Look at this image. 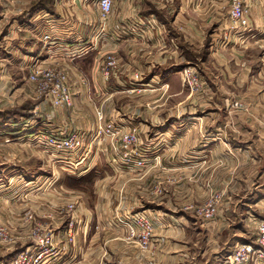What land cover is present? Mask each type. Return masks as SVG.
<instances>
[{
	"label": "crops",
	"instance_id": "crops-1",
	"mask_svg": "<svg viewBox=\"0 0 264 264\" xmlns=\"http://www.w3.org/2000/svg\"><path fill=\"white\" fill-rule=\"evenodd\" d=\"M230 1L116 0L104 40L93 50L91 40L98 33V0H16L12 6L0 7V112L6 111L1 108L10 100L18 103L16 107H22L25 101L39 100L34 107L31 102V107L10 112L12 116L6 119L0 113V141L9 142L12 147L23 145L24 141L31 145L39 143L33 137L37 129L44 128L43 131L61 137V132L74 126L82 131L87 142H92L97 122L92 103L101 105L103 100L106 121L97 123L99 129L112 124L118 133L135 128L140 132L145 128L152 131L149 142L142 145L147 153L145 167L120 166L122 162L117 161L119 157L110 151L106 141V150L110 152L103 157L117 179L135 181L133 189L122 188L120 193L109 187L97 189V197L107 198L106 206L103 198L94 210L90 207L91 212L85 201L81 204L79 213H83L76 215L79 234L73 244L68 236L74 224L69 225L64 213L50 207L53 201L64 206V198L54 197L59 189L31 190L40 177L35 179L32 173L21 171L14 175L11 167H0V174L8 179L26 181L19 198L9 201L5 196L11 189L0 187V202L10 204L8 210L0 208V224L8 223L27 236L34 224L28 219L34 216L35 225L38 221L41 228L55 230L56 251L45 256L41 264H179L180 256H185L183 264H194L195 260L203 264L208 248L197 259L194 251L184 255L178 250L183 236L162 230L178 226L188 233L190 226H199L201 239L208 245L223 240L224 250L216 254L219 261L223 253H232L237 244H250L255 239L252 228L256 223L252 216L264 207V47L261 42L260 47L251 44L256 39L264 43V0H257L252 8L251 30L247 34L239 31L240 36L235 38L232 32L236 31L230 29L228 21ZM46 35L52 41H45ZM177 36L191 47H177ZM207 36L214 38L208 57L202 62L208 91L206 107L196 111L199 116L187 110L186 117L178 119L176 112L172 113L177 104L172 102L169 109L157 105L153 113L142 107L141 101L157 99L162 92V98L168 93L169 99L178 96V88L172 93L180 84L174 68H178L179 61L191 64L187 56L190 48H203ZM87 39L90 47L82 44ZM244 41L248 45L236 47ZM75 42H80L79 46L71 45ZM233 42L235 47H229ZM88 49L92 51L87 52ZM110 54L118 59L120 68L112 76H103L99 64ZM65 62L74 71L70 81L75 107L51 111L39 99L37 86L29 81L30 68L36 65L61 69ZM135 75H140L141 81ZM232 102L242 103L246 110L235 111L233 125L227 126L225 120L228 121L227 111ZM20 110L24 111L19 113ZM151 113L154 117L159 115L158 124L147 125L152 121ZM9 117L13 118L4 129L3 122ZM229 128L234 133L227 137ZM113 178L108 173L104 180L109 182ZM166 178L170 181L168 187L164 184L168 204L151 201L150 184L161 185L157 181ZM212 195H220L222 203L219 218L208 228L192 221L194 216L188 212L184 221L173 215L168 219L165 213L185 212L186 206L202 205ZM133 210L152 218L155 233L149 251L142 252L134 241L128 240L127 222L116 220V215H121V220L131 219ZM239 213H244L242 219ZM32 240L24 241L25 251L36 254L40 242L38 238Z\"/></svg>",
	"mask_w": 264,
	"mask_h": 264
},
{
	"label": "rangeland",
	"instance_id": "rangeland-1",
	"mask_svg": "<svg viewBox=\"0 0 264 264\" xmlns=\"http://www.w3.org/2000/svg\"><path fill=\"white\" fill-rule=\"evenodd\" d=\"M257 1V0H256ZM231 2V1H230ZM16 3V0L13 4H0L1 6H12ZM256 4V2L253 4ZM97 5V4H96ZM115 5V3H114ZM97 7V6H96ZM221 7V5H220ZM114 9V8H113ZM230 11H231V4H230V10H229V17L228 21L230 20V24L232 23L231 18H230ZM113 12V11H112ZM97 14H98V33L96 36L93 37L91 40L93 43L92 50L101 44L104 40V32L105 28L107 26V23L109 22V19L107 20L106 24H103L100 21L99 17V11L97 8ZM112 14V13H111ZM250 27L252 26V17L250 15ZM232 26L230 27V29ZM251 30V29H250ZM246 30V34L247 31ZM214 31V28H211V33ZM233 37L235 38V35L240 36L239 31L232 32ZM231 36V35H229ZM244 36V35H243ZM86 37H81V40H85ZM176 38V37H175ZM214 36H207V41L206 45L200 49L196 48L192 49L190 48V52L187 54L188 60L192 62L191 64H186V63H178V68L176 69V75L178 77L180 76V84H177L174 89L172 90V93L178 88L179 94L176 98L169 99V93L164 96L162 92V96L154 99V100H146V101H141L140 103L143 105L142 107H145L146 109L149 108V111L152 113L157 109L155 108L157 105H162L163 109H169V104L172 102L173 104H177L173 109L172 113L176 112V116L178 119H183L184 116L187 112L193 111L195 117L199 116L200 112H196L197 109H201L203 107H206V102H207V97L205 96L208 91V85L207 81L205 80V77L203 75V67H202V62L204 59H206L209 55L210 51V43L213 40ZM242 38V36L240 37ZM76 39V38H75ZM69 40V39H67ZM260 42L262 46L260 45ZM263 41L256 39V42L252 43L251 46L253 47H264ZM80 42H75L71 43L72 46H79ZM177 47H191L190 45L185 44V40L181 36H177ZM248 42H242L240 45L236 47H245ZM86 46L87 44H90V39H87L85 41ZM228 44V42H227ZM229 45V44H228ZM90 47V46H88ZM217 47V46H216ZM228 47V46H226ZM229 47H235L234 42L233 45ZM250 47V46H248ZM90 49L88 51H92ZM115 56V55H114ZM112 54L110 55H105L103 59L100 61L99 64V72L103 76H112L113 73H117L120 66L118 59H116ZM188 61V62H189ZM114 62L113 66H110L109 63ZM63 63V62H62ZM65 65H61V69H54V68H42L43 70L46 71H53V72H61V74H64L66 76V87L68 91L70 92L71 95V105L68 107H56L53 103L52 100H49L46 97V93L43 91L42 84L45 83L41 79L39 81H32L30 79L31 73L29 74V81L30 83L34 86H37L36 88V93L39 97V99L43 102L46 103V105L50 108L51 111H54L56 109H74V100H73V89H72V84L70 81V76L74 75L73 69H69L67 66L66 62L64 63ZM69 65V64H68ZM216 72V71H214ZM206 75V73H204ZM136 80L141 81V76L140 75H135L134 76ZM212 77V75H211ZM164 91V90H163ZM23 102L25 100H22ZM39 101V100H38ZM36 99L35 100H30V101H25V103L28 102L26 105L25 103L23 104L22 107H31V102L33 107L35 106V103L38 102ZM135 105L138 104V101L134 99ZM7 102V101H6ZM91 102V101H90ZM92 103V102H91ZM235 103H240V102H232L229 105L228 108V121L225 120L227 126H232L234 123V112L238 110H246L245 106L242 105L241 108H235L234 104ZM93 104V110L95 112V122L94 124L96 125L95 128V133H94V139L92 142H87L86 138L84 137L83 133L81 130L76 129L74 126L72 128L67 129L64 132H61V137L54 134L47 132V130H44V128L37 129L35 133L33 134V137L35 139L38 138V140H41V136L44 133L47 137L53 138L56 140H62L67 137H78L81 142V146L76 150L74 153H67L64 151H61L60 149L56 148V146H47L45 144L37 143H32L31 145L27 144V142H23V145L21 144H16L17 146H13L9 142L5 141H0V167L5 168V167H11V173L12 174H19V172H30L32 173L33 177L36 179L37 177L40 179L36 181L32 185L31 190L34 191H39L41 189H45L46 191L53 192L57 189L58 194L54 196L55 198L60 197L59 199L64 198L65 199V204L64 206H60L57 202H50V207H52L54 210H58L59 213L61 214L64 213L67 217L65 219H69V225L71 223L74 224V228L70 227V233L68 236V241L69 243L73 244L77 234H79L76 225V222L78 221V217L76 215H81L83 212L79 213V208L81 207V204L84 203L88 208V211L91 212V208L94 210V207L97 206V201L101 200L103 198V206H106L107 198L105 197H97V189H107L108 187L110 190L117 191L118 193L123 192L122 188L127 190H132L133 187L132 185L134 184L135 181L127 179H122V178H116L114 175V170H112L111 164H109L108 160L105 159L103 156L106 155L108 152L112 150V152L116 153L117 156L119 157L118 162L120 163V166H126L124 163V156L127 153L125 148L126 145L131 148V156L135 158L136 153H140L144 158H147L145 153L146 151L142 148V145L146 142H149L150 135H152V131H145L147 128H143L144 132L138 131L136 128L135 129H129L125 132H116L115 135L111 136L107 133H104V131L107 129V127L110 125H107L106 128L99 129L98 124H102L104 121H106V117L103 114V110H105L106 107V102L105 100L102 101L101 105H97L96 103ZM18 103L14 100H10L7 102V106H4L3 110L4 114L3 116L5 119L8 116H12L9 114L12 111H15L19 108L22 107H16ZM133 105V104H132ZM102 110L100 109L101 107ZM16 107V108H14ZM76 107H82L85 108L84 106H76ZM34 109V108H33ZM33 109L31 113H33ZM24 110H20L19 113H22ZM35 112V111H34ZM152 113L149 116V120L151 121L150 124L147 123V125H155L158 124V116H153ZM164 113V112H161ZM37 114H34V116ZM172 116L175 117L174 114ZM13 117H9L8 121L3 122V128L6 129L5 124H9V120L12 119ZM73 123V122H72ZM98 123V124H97ZM105 123V122H104ZM107 124V123H106ZM74 125V124H73ZM2 128V127H0ZM99 129V130H98ZM229 134L227 137L231 134L234 133V130L232 128L228 129ZM133 136H136L138 138V142L135 144L134 142H130V140L127 139H132ZM231 136V135H230ZM125 137H128L125 139ZM166 136H162V139H164ZM169 137V136H167ZM1 139V137H0ZM37 140V141H38ZM169 140V138L167 139ZM106 141L109 143V146L111 147L110 151L106 150ZM51 143V142H50ZM93 144L95 146H93ZM99 147V148H98ZM61 156V158L59 157ZM65 157V159L63 158ZM61 159V160H60ZM158 159V157H157ZM73 160V161H72ZM76 161V163L74 162ZM3 163V164H2ZM81 163L80 165H78ZM147 166V165H146ZM141 167V166H140ZM145 167V166H144ZM112 174L114 177L112 180H109V182H106L105 176L107 174ZM111 178V177H108ZM146 181V179L144 180ZM147 182V181H146ZM162 184H158L154 186L153 184H150L151 187H149L148 191V197L153 201L154 199L157 200V203H162V205L168 204L169 202V197L168 194L165 192V185L168 187L170 181L168 178L162 179L160 181ZM25 180H10L8 177L4 174H0V187L1 189L8 190L11 189L7 193L6 199L9 201L10 198H19L21 189L25 188ZM107 184V185H106ZM165 184V185H164ZM160 185V186H159ZM62 191V192H61ZM156 197V198H155ZM100 198V199H99ZM53 199H50L52 201ZM110 200V199H109ZM219 201L217 203V214L209 221L203 217H200L197 214V210L203 206H205L207 203H210L211 201ZM47 202V201H46ZM222 203V197L220 195H212L207 199V201L202 204V205H197V206H186L187 208L185 209V212H165L169 216H178L176 220H187V212L189 214H192L194 218L192 221L198 223V225H203V227L208 228L210 226L215 225V222L219 218L220 215V207ZM111 204V203H110ZM132 204V203H131ZM147 205H150L151 207H155L156 204H151L148 203ZM10 204L6 201H1L0 202V208L3 207L6 210H8V207ZM102 206V205H101ZM91 207V208H90ZM157 207V206H156ZM165 207V206H163ZM139 212H134L130 211V216H134ZM8 215V211L6 213ZM122 214V213H120ZM256 214V215H255ZM146 215V214H145ZM255 215V217H253ZM93 216V215H92ZM120 216V217H119ZM123 217L126 218V214L122 215ZM252 216V219L255 220L256 225L252 228L253 233L255 234V239L250 241L249 243L255 247L256 249H260L262 244H261V234L259 231L260 225L264 224V207L263 209H260L258 212H254ZM256 216L258 218H256ZM118 217L116 220L121 221V223H126L128 220L131 222L130 217L127 218V220H121V215H116ZM150 220V216H147ZM240 219L244 217V213H239ZM31 222L33 221V225L31 227L30 233L26 235L21 234L19 230L15 229L14 227H11L8 223H1L0 224V264H12L13 262L17 261L20 259V255L25 252V243L24 241L28 242H34L32 240L33 238L41 242V240L47 241L50 240L51 247L53 251H56V248L53 247V236H54V229H46V228H41L38 226L40 222H36L38 225H35V218L34 216H30L29 219ZM152 221V220H151ZM154 221V220H153ZM155 222V221H154ZM153 223V222H152ZM156 224V223H155ZM199 226H195L194 229L189 227V233L186 231V228H181V227H175V229L169 228V229H162L164 230L163 232L166 233L168 232L169 235H177V236H183V239L179 241L178 243V250L180 253H183L185 255V252H191L194 251L196 253L195 257L200 258L201 257V251L207 252L208 248V255L204 258L203 264H222L223 261H221L223 258L226 259L229 254H231V251H227L226 253H223L222 259L219 261L217 260L216 254H220L222 250H224V244L223 240L217 241V242H211L209 245L204 241H202L201 237V229H197ZM64 230L65 229H61ZM128 231V228H127ZM71 232H72V237L73 239L71 240ZM154 233H155V226H154V232L153 236L150 242V246L148 249H142L138 243V240L136 238H131L129 233H128V240L134 241L136 243L137 247L139 250L142 252L149 251L153 245V239H154ZM160 233V231H159ZM30 238V239H29ZM35 240V241H36ZM70 240L72 242H70ZM239 245H243V243L237 244V247ZM236 247V245L234 246ZM216 255V256H215ZM179 264L184 263V258L185 256H180L179 257ZM41 264V263H40ZM194 264H201V261H194ZM245 264H264V259L260 258L258 256L257 251H255V254L251 255L250 260L248 263Z\"/></svg>",
	"mask_w": 264,
	"mask_h": 264
},
{
	"label": "built area",
	"instance_id": "built-area-1",
	"mask_svg": "<svg viewBox=\"0 0 264 264\" xmlns=\"http://www.w3.org/2000/svg\"><path fill=\"white\" fill-rule=\"evenodd\" d=\"M115 1L116 0H98L97 8L99 11L100 21L103 24H106L109 19L113 11ZM14 2L15 0H0V4H13ZM255 2L256 0H231V30L245 32L251 28L249 19ZM44 40L49 42L52 41L51 37L48 35L45 36ZM109 65L113 66L114 62H110ZM30 73V79L32 81L36 82L41 79L45 82L42 84L43 91L46 93V97L49 100H52L56 107H68L71 105V95L66 87V76L64 74H61V72L46 71L36 65L31 66ZM234 107L241 108L242 105L240 103H235ZM104 133L113 136L116 131H114L113 125L110 124ZM126 138L128 137H125V139ZM127 140H130V142H134L135 144L138 142V138L136 136ZM39 143L47 146H56V148L67 153H74L81 146V142L78 137L72 136L58 141L47 137L44 133L42 134ZM125 150L127 153L125 154L123 161L127 168L140 166L144 167L147 165L146 159L140 153L137 152L134 158L131 156V148H129L128 145H126ZM218 202L219 201L217 200L207 203L205 206L197 210V214L210 221L217 214ZM130 220L131 222L128 221L126 223L130 237L136 238L142 249H148L154 232V224L144 213H137L132 216ZM259 231L261 234L262 244L260 249H256L251 244L239 245L226 259L223 260L222 264L248 263L251 255L255 254V251H257L260 258L264 259V224L260 225ZM73 237L71 232V240ZM71 240L70 242H72ZM39 246V252L32 254L25 251L20 255V259L12 264H40L43 262L45 256L48 257L49 254L55 253L51 247L50 240H41Z\"/></svg>",
	"mask_w": 264,
	"mask_h": 264
}]
</instances>
